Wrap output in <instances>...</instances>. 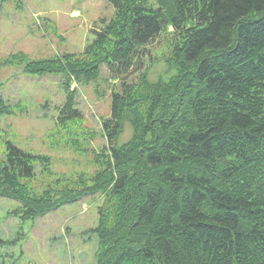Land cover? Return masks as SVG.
I'll use <instances>...</instances> for the list:
<instances>
[{"label": "trees", "instance_id": "1", "mask_svg": "<svg viewBox=\"0 0 264 264\" xmlns=\"http://www.w3.org/2000/svg\"><path fill=\"white\" fill-rule=\"evenodd\" d=\"M108 1L115 14L82 53L27 63L30 74L67 79L60 122L83 117L71 83L96 81L102 65L128 74L168 27L178 76L123 80L102 124L100 169L57 179L46 197L27 186L40 158L6 140L0 194L20 201L26 218L101 194L96 264H264V0H166L168 10ZM183 76L185 94L161 113ZM9 109L0 102V115ZM126 123L132 139L117 146ZM3 246L0 238V264Z\"/></svg>", "mask_w": 264, "mask_h": 264}, {"label": "rangeland", "instance_id": "2", "mask_svg": "<svg viewBox=\"0 0 264 264\" xmlns=\"http://www.w3.org/2000/svg\"><path fill=\"white\" fill-rule=\"evenodd\" d=\"M147 5L154 10H168L166 0H149ZM114 14L108 0H0V102L10 107V113L0 115V162L6 140L38 156L35 179L27 184L38 197H46L43 194L57 179L91 178L100 169L102 151L108 148L102 124L111 118V95L121 91L123 80L136 82L145 72L152 82L170 84L178 76L177 68L168 63L175 43L173 28L168 27L146 48L142 67L114 78L102 65L96 81L71 83L75 108L83 117L63 125L59 114L68 99L64 87L67 79L30 74L27 63L82 53L93 41L95 31L101 30ZM184 77L176 84L178 96L171 97V92L162 99L161 113L165 107L175 108L177 98L182 99ZM123 128L117 146L132 139V126L126 123ZM55 187L57 192L62 186ZM102 203L101 194L86 195L76 203L26 218L20 201L0 194L2 261L96 264L98 240L91 229L98 226Z\"/></svg>", "mask_w": 264, "mask_h": 264}]
</instances>
